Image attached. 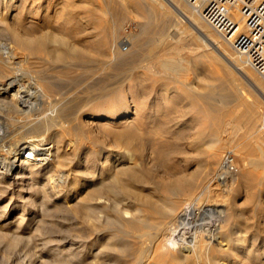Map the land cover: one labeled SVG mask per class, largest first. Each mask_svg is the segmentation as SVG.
Returning a JSON list of instances; mask_svg holds the SVG:
<instances>
[{
  "label": "bare ground",
  "instance_id": "bare-ground-1",
  "mask_svg": "<svg viewBox=\"0 0 264 264\" xmlns=\"http://www.w3.org/2000/svg\"><path fill=\"white\" fill-rule=\"evenodd\" d=\"M51 2L0 0V264H264V223L249 221L240 208L227 207V197L222 202H199V171L190 177L160 181L152 176L151 168L133 164L126 149L106 147L101 141L100 149V144L94 146L90 141L91 145L82 148L86 142L69 138L73 150L68 152L64 147L67 131L85 136V129L82 132L76 126L79 116L73 110L78 96L53 98L60 81L69 82L74 77L69 74L72 69L82 68L85 73L84 66L90 61L100 66L93 75L122 65L127 80L135 73L141 83L169 77L190 88L188 75L193 63L203 58L214 60L224 66L228 78L223 85L234 94L233 98L228 95L229 100L223 94L216 98L212 91L201 95L196 86V90L190 88L207 104L199 107L193 103L197 112L211 120V126L206 127L205 153L214 160L228 144L248 166L242 182H264V84L244 56L228 50L233 23L244 22L239 0H100L103 12L111 16L103 21L111 23L107 30L98 28L93 45L87 32L72 23V0L63 1V29L46 25L38 32L27 30L28 14H39ZM141 9L146 13L143 21H137L139 31L125 42L131 47L120 49L123 19L130 11ZM98 20L94 21L96 27L101 26ZM108 47L114 54L109 58ZM151 86L147 83L146 88ZM105 87H93L98 91L96 100L116 91L107 93ZM89 98L93 100L91 95ZM87 104L82 102L83 109L77 110L80 115ZM32 110L40 116L25 122L20 115ZM125 111L129 109L122 105L91 114L114 120ZM120 122L125 125L130 116ZM22 126H26L25 133L19 132ZM121 129L115 140L139 151L140 127ZM70 163L75 166L74 177L63 169ZM146 184H152L156 194L145 193L140 186ZM126 199L136 203L135 211L126 205ZM50 205L70 210L82 221L83 227L73 229L80 233L78 237L75 234L76 239L45 234L47 215L43 214L51 211ZM114 251L117 256L113 259Z\"/></svg>",
  "mask_w": 264,
  "mask_h": 264
},
{
  "label": "rangeland",
  "instance_id": "rangeland-1",
  "mask_svg": "<svg viewBox=\"0 0 264 264\" xmlns=\"http://www.w3.org/2000/svg\"><path fill=\"white\" fill-rule=\"evenodd\" d=\"M51 1L52 2L49 4V6L47 5V7L42 9L43 11H39V14L38 12L37 14L34 13L35 15L33 13V15L28 14V18L25 19V24L28 31L38 32V28H42V26L46 25H49L52 29H63L64 19L66 18V16H64L65 13L63 12L64 0ZM72 2H74L75 6L73 12L75 20L72 21V23H74V26H79L80 29H84V31L87 32L86 36L89 42L91 41V45H93L97 39L96 32L100 28L107 30L109 24L111 23V21H103V19H109L111 16L108 13L105 14L103 12L100 0H72ZM119 2H122V0H119ZM182 4H184V2H182ZM137 12L135 10L130 11L125 20L123 19L122 28L119 30V34L121 37L118 41V45L120 49H126L127 47V49H129L131 45L126 44L125 42H129L131 34L139 31L137 23L139 21H143V17L145 16L143 14L146 12L142 9ZM95 20H98V24L101 23L99 24L101 25L100 27L95 26L97 25L96 22L94 23ZM103 35L104 37H106V32ZM232 48L233 46L231 45V47H228V50L233 53V55H236L237 52L234 50V48ZM113 55V51L108 47L106 51L107 58L112 57ZM86 65L84 66V68L87 69L86 72L84 71L85 73L82 72V68H78V70L72 69L71 72L69 71V74H72L70 76L74 75V77H71V80L69 82L68 80L62 81L64 83L60 81L61 87L60 85L58 86L57 92L53 97H56V100H61L63 98L73 99L78 96L74 103V108L75 106L77 108L73 110L75 113L77 112L78 115L76 114V116H79L76 120V122L78 121V123H76V126L79 125L78 127H80L82 132H84L83 129H85V136H80L81 134L77 133L75 130H70L67 131L65 135V138L67 140L69 138H77V141L79 140L82 142H86L85 144L80 145V147L82 148L88 144L91 145L92 143V145L94 146H96V144H100L97 146L99 149L102 148L104 144V146L106 147L111 146L112 148L119 147V149H126L127 152H130L131 157L133 158L131 159L133 164H135L137 167L151 168L152 176L154 174V177L160 181L166 180L168 178L190 177L193 175L195 170H197L199 172H197L196 174V191L198 193L197 196L199 202V199H201V201L203 200V202H205L204 200H206V202H222L223 200H225V197H227V201L225 200L226 206L228 205L227 207H229L230 205L231 207L229 208H240L243 214H245L244 216L249 219V221H259L264 223V182H258L257 180H255L251 185H248V183L246 182H242L243 171H247L248 166H246L243 158L240 155L234 153L233 149H231L230 145L228 144H226L227 146L225 145L226 147H223L220 155H217V158H213L214 160H211L212 158L209 159V157L205 153L208 145L205 140V138L208 136V130H206V127L208 128L209 126H211V120L207 115L202 116V112H197V109L195 108L193 103H195L196 106L199 107H204L207 104L206 102H204L203 98H200L201 96L194 95L192 93V90H196L197 87V91L201 95L208 94L212 91L213 97L217 98L218 96H221L223 94V96H225L229 100L230 98H233L232 93L234 92V90L231 88H225L223 85L226 82L228 76L227 78L225 77L227 74L225 73V68L221 63L214 60H212L211 62L210 59L206 58L197 60V62L193 63V69L188 75L191 83H193H190L189 85L192 90L186 85L175 80L174 78L169 77L166 79H161L159 81H154L153 79H151V82L149 79H147L148 81L145 80V83H141L137 79V73H135L133 77H130L127 80V73L123 72L124 68L122 67V65H115V68H111L108 70L106 69V71H104L102 75L101 73H95V75H93V72H95L100 67L97 62L95 64L94 61H90ZM249 68L258 78L262 79V83L264 84V77L261 76L254 68L250 66ZM138 72L141 73L142 76H144L142 70L139 69ZM84 75H86L87 78ZM98 82H101V85L106 86L105 91L107 93L111 89H116V91H113L110 94L108 93L107 95H105L106 97H103V99L99 98L100 100H98L97 98L96 100L95 98L98 91L95 88H100V84H98ZM147 83H151L152 86L146 88ZM63 84H65V87H63ZM246 87L253 94L255 93L250 86L246 85ZM63 88H65L66 90ZM87 90L90 91L89 96L91 95V98L93 97V100L89 98ZM228 95L231 97L229 98ZM116 100L120 102L117 103ZM82 102L88 103V108H84L86 109L85 112L81 111L83 109V107L81 106ZM119 103H123V107L125 106V108L129 109V111L120 113L119 116L114 120L108 118H94L91 114L92 112L97 111L101 108L110 112L116 107L120 108V106L122 105ZM77 104L80 105L77 106ZM79 109H81L79 112H82L83 116L80 115L81 113H78L77 110ZM30 112H28V114L25 113L27 114V117L25 114L20 115L21 118L25 120V122L32 121L36 117L40 116L36 110H32L31 114ZM33 112L36 113L34 114ZM211 113L213 115H218L217 112L211 111ZM128 116H130V122L126 123L125 125L122 124L120 121ZM28 117L30 119H28ZM195 117L197 119H194ZM138 120H141L142 125L139 124ZM130 123L134 125L131 124V126ZM30 125L31 124L29 123L26 124L27 127L29 126L28 130L30 128ZM26 126H22L24 127V129H22V127L21 129L18 128L19 132L25 133ZM134 126L136 128L140 127L139 136H141L138 139H140L139 142L141 143V151H135L133 148L124 147L123 143H119V141L115 140V134H118L117 132L121 131V128L130 129ZM199 131H201L200 135ZM86 133L88 134V139ZM198 135L200 136L199 138ZM80 137L83 138V140ZM91 139L94 140L95 143L92 142ZM68 142L69 140L64 147H66L65 149L69 148L67 149V151L71 152L73 150V145L72 143ZM227 150H231L234 153L235 164L238 168V171L231 177L221 179L217 177V174L219 171L222 155ZM0 153H2V151H0ZM72 159L73 161H75L76 158H74V155ZM64 166L65 167H63V169L65 170L66 168L65 172L71 173L70 176L74 177L75 174L73 175V169H75V166H73V164L71 165V163ZM55 177L57 178V175H55L54 178ZM40 180L41 179H39V181ZM40 182H42V180ZM140 187L144 188L145 191L147 190L145 193L149 192L150 194L152 192L156 194L154 189L152 188V184L141 185ZM5 199H9V196H7ZM75 201L76 199L72 198L70 202L74 203ZM126 201V205H130V209L135 211L134 208L136 206V203H131L130 199H126ZM31 207L32 205L29 206L26 211L27 213H29L28 215L31 214ZM52 207L53 205L51 206V208ZM38 208V212L40 213V215H42L41 207ZM70 212V210H67L65 208L61 210L60 207H53L49 213L43 214L47 215L45 217L43 216L45 221L47 222L46 227H44V229L46 230L45 234H47L48 236L52 234V237L57 239H76L75 234H77L78 237L80 233L78 230L76 232H73V229L76 230L77 228H81V226L83 227L84 224L79 219L74 218L73 212ZM109 212L110 214H113V208H111ZM227 215L229 217L231 215L230 212L226 214V216ZM115 255L117 256L116 251H114L113 256ZM116 256L113 257V259L116 258ZM1 257L2 256L0 252V261ZM86 259L87 261L90 260L88 259V257Z\"/></svg>",
  "mask_w": 264,
  "mask_h": 264
},
{
  "label": "built area",
  "instance_id": "built-area-1",
  "mask_svg": "<svg viewBox=\"0 0 264 264\" xmlns=\"http://www.w3.org/2000/svg\"><path fill=\"white\" fill-rule=\"evenodd\" d=\"M239 3L244 22L243 25L233 23L234 36L231 44L234 50L244 56L251 67L264 77V0H239ZM237 171L234 153L231 150L225 151L217 177L225 179Z\"/></svg>",
  "mask_w": 264,
  "mask_h": 264
}]
</instances>
